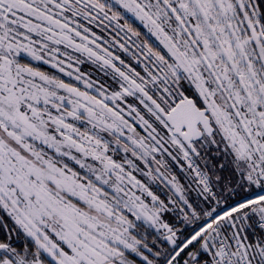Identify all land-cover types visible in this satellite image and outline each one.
<instances>
[{
	"label": "snow or ice",
	"instance_id": "snow-or-ice-1",
	"mask_svg": "<svg viewBox=\"0 0 264 264\" xmlns=\"http://www.w3.org/2000/svg\"><path fill=\"white\" fill-rule=\"evenodd\" d=\"M0 264H264V0H0Z\"/></svg>",
	"mask_w": 264,
	"mask_h": 264
}]
</instances>
